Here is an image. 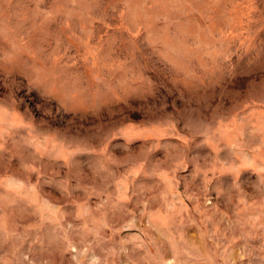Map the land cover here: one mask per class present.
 Returning a JSON list of instances; mask_svg holds the SVG:
<instances>
[{
    "label": "rangeland",
    "instance_id": "obj_1",
    "mask_svg": "<svg viewBox=\"0 0 264 264\" xmlns=\"http://www.w3.org/2000/svg\"><path fill=\"white\" fill-rule=\"evenodd\" d=\"M0 264H264V0H0Z\"/></svg>",
    "mask_w": 264,
    "mask_h": 264
}]
</instances>
